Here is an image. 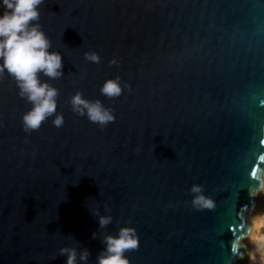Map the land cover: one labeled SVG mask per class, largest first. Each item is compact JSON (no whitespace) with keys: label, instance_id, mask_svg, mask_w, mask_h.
I'll list each match as a JSON object with an SVG mask.
<instances>
[{"label":"water","instance_id":"95a60500","mask_svg":"<svg viewBox=\"0 0 264 264\" xmlns=\"http://www.w3.org/2000/svg\"><path fill=\"white\" fill-rule=\"evenodd\" d=\"M39 10L49 51L63 57V77L40 78L59 90L64 124L53 116L25 133L32 106L0 78V264H66L62 247L96 264L121 227L139 238L130 264H250L264 213V0H44ZM117 76L122 95H101ZM77 91L115 122L75 114ZM194 184L213 209L193 208ZM97 208L113 218L105 228Z\"/></svg>","mask_w":264,"mask_h":264},{"label":"clouds","instance_id":"9594fccd","mask_svg":"<svg viewBox=\"0 0 264 264\" xmlns=\"http://www.w3.org/2000/svg\"><path fill=\"white\" fill-rule=\"evenodd\" d=\"M44 0H2L0 8V78L5 73L11 76L19 89L18 95L31 104L29 111L23 114V131L32 133L38 131L41 125L53 117L52 124L60 128L64 124L62 114H57V98L59 90L47 81H42L40 74L49 79L63 77V57L59 52L49 51L51 41L41 30L38 23L40 19L39 6ZM86 61L100 64L101 57L95 51L84 53ZM110 65L118 63L113 58ZM124 87L121 79L106 80L100 88L101 95L108 99H117L122 95ZM71 110L78 116L84 117L98 125L101 129L115 122V115L111 108L105 107L100 100H89L77 91L70 98ZM190 192L193 195L191 204L198 210L213 209V200L203 194V186L194 184ZM91 214L98 217L100 228H105L112 223L111 215H100L99 209H94ZM264 218V213L256 219ZM252 241L256 244V251L264 250L256 236L250 232ZM97 233L92 234L95 239ZM104 247L96 256V264H130L125 256L128 251L139 247V238L133 227H121L118 234L106 235L101 240ZM60 256H66V264H78V252L75 247H62ZM91 253L84 248L79 252V261L87 262Z\"/></svg>","mask_w":264,"mask_h":264},{"label":"bare ground","instance_id":"6f19581e","mask_svg":"<svg viewBox=\"0 0 264 264\" xmlns=\"http://www.w3.org/2000/svg\"><path fill=\"white\" fill-rule=\"evenodd\" d=\"M257 240L260 243L264 244V218L262 220V224L260 227V231H259V235H258ZM250 264H264V250L256 251V247H255L254 255H253V258H252Z\"/></svg>","mask_w":264,"mask_h":264},{"label":"snow or ice","instance_id":"6c2138e0","mask_svg":"<svg viewBox=\"0 0 264 264\" xmlns=\"http://www.w3.org/2000/svg\"><path fill=\"white\" fill-rule=\"evenodd\" d=\"M233 251H235V249H233Z\"/></svg>","mask_w":264,"mask_h":264}]
</instances>
